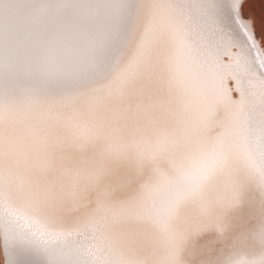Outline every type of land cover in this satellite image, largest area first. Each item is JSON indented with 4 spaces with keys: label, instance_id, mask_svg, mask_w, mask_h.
Wrapping results in <instances>:
<instances>
[{
    "label": "snow or ice",
    "instance_id": "snow-or-ice-1",
    "mask_svg": "<svg viewBox=\"0 0 264 264\" xmlns=\"http://www.w3.org/2000/svg\"><path fill=\"white\" fill-rule=\"evenodd\" d=\"M0 264H264V0H0Z\"/></svg>",
    "mask_w": 264,
    "mask_h": 264
}]
</instances>
